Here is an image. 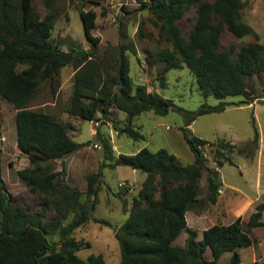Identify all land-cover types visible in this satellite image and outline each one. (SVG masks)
Here are the masks:
<instances>
[{
	"label": "trees",
	"instance_id": "16d2710c",
	"mask_svg": "<svg viewBox=\"0 0 264 264\" xmlns=\"http://www.w3.org/2000/svg\"><path fill=\"white\" fill-rule=\"evenodd\" d=\"M19 1V14L11 17L8 0H0V96L16 110L17 147L21 154L31 165L37 166L65 159L81 148L65 125L49 113L34 110L31 106L40 86L52 82L67 66L75 68L73 93L67 111L72 116L95 121L98 113L108 117L113 106L125 112L130 120L149 111L159 116H166L172 110L182 113L186 118L184 137L194 155L193 163L182 165L166 149L153 152L143 148L134 155H121L110 164L113 168H139L146 174L138 195L133 199L129 217L115 230L121 264H222L219 259L226 252L233 254L230 264H241L238 249L255 244L251 229L264 226V203L257 205L247 223L239 217L229 225L211 226L203 232L201 240H197V233L188 227L186 219L189 206L200 198V180L204 173L208 202L217 203L222 187L220 171L208 164L202 147H212L218 167L236 165L233 156L238 150L235 144L224 139L210 143L192 136L189 127L198 117L223 112L232 104H203L196 111H187L177 107L171 99L148 92L144 85H137L134 90L129 65L121 52H118L115 71L103 74L95 51L76 47L64 51L52 43L51 32L56 18L53 12L41 19L33 11L32 0ZM194 4L198 5V18L190 41L186 42L177 21ZM144 6L161 21L162 35L171 45V49L157 54L158 60L164 64V72L186 66L195 75L204 96L221 100L246 97L247 77L264 72V45L242 46L236 59L230 52L217 48L225 28L238 38L257 36L254 29L242 20L245 6L242 0H149ZM80 17L85 37L96 47L99 39L91 34L96 12L81 11ZM116 130L136 141L144 139L130 122L122 129L116 126ZM258 148L256 129L253 139L246 144L251 159ZM22 174L45 196L62 195L61 200H54L58 217L43 226L39 214L13 206L0 178V264H106L102 255L81 259L78 252L91 245L72 236L76 228L90 220L92 201L88 209L64 227L63 222L79 203V193L68 186L58 191L54 184L57 174L43 176L35 169H25ZM101 176V170L89 176L88 197L96 194L94 183ZM95 222L110 226L105 220L95 219ZM49 231L60 232L59 243L49 241ZM182 233L188 235L183 247L174 244ZM209 249L212 260L205 256ZM43 252L45 256H41Z\"/></svg>",
	"mask_w": 264,
	"mask_h": 264
},
{
	"label": "rangeland",
	"instance_id": "374dc122",
	"mask_svg": "<svg viewBox=\"0 0 264 264\" xmlns=\"http://www.w3.org/2000/svg\"><path fill=\"white\" fill-rule=\"evenodd\" d=\"M149 0H32L33 11L43 19L48 13L56 16L51 41L64 51L71 47L95 51L102 73H113L117 66L118 52L126 59L134 90L144 85L148 92L171 99L177 107L196 111L201 105L218 106L221 102L231 103L223 112L198 117L189 127L190 134L214 143L224 139L238 147L234 154L236 165L224 164L218 167L210 145L202 147L208 164L220 171L222 187L216 204L205 198L207 192L206 173L200 180V198L187 210L188 221L193 231L198 233L214 225H225L231 219L229 213L242 204V219L247 223L257 205L264 203V72L247 77L248 94L244 96L216 99L203 95L195 75L184 66L183 69L164 72V64L158 60L161 50L171 49L162 35V23L153 11L144 6ZM242 20L250 25L257 36L238 38L226 28L221 32L218 51H228L233 59L242 46L259 43L264 45V0H242ZM11 17L19 14V0H8ZM1 7V5H0ZM93 10L97 17L93 37L99 39L95 47L85 37L81 11ZM198 5L187 9L177 21L181 33L190 41V35L197 22ZM75 68L67 66L52 82L40 86L31 106L34 110L49 113L68 129L74 141L81 148L62 160H53L37 166L17 147L16 110L0 96V178L7 187L13 206H21L32 214H39L43 226L55 221L58 211L54 200H61L60 193L45 196L37 187L23 178L25 169H35L39 175L57 174L54 184L58 191L65 186L79 193L78 205L63 222L70 225L78 214H82L93 203L89 211L90 220L76 228L72 236L77 241L90 243V248L78 252L81 259L91 255H102L106 264H121L120 245L115 230L129 217L134 197L142 187L146 174L131 167L110 166L121 155H134L148 148L155 152L166 149L174 154L182 165L194 162V155L184 137L185 116L172 110L166 116L154 112H144L129 119V116L116 107L110 109L108 117L97 114L95 121H86L68 114L73 93ZM135 92V91H134ZM139 130L143 140H133L116 130L127 124ZM259 133V148L253 159L246 150L256 132ZM240 149H245L239 152ZM249 154V156H248ZM102 171V176L94 183L96 194L87 196L89 176ZM236 217V215H235ZM105 220L106 226L96 223ZM264 221V214L262 216ZM2 215L0 214V228ZM188 223V222H187ZM195 229V230H194ZM198 235V234H197ZM250 235L255 244L241 248L242 264H264V226L251 229ZM177 244L183 242V237ZM51 243H59L60 232H50ZM232 253L226 252L221 263L230 264L227 259Z\"/></svg>",
	"mask_w": 264,
	"mask_h": 264
},
{
	"label": "crops",
	"instance_id": "0c3cea01",
	"mask_svg": "<svg viewBox=\"0 0 264 264\" xmlns=\"http://www.w3.org/2000/svg\"><path fill=\"white\" fill-rule=\"evenodd\" d=\"M233 211H231L230 213H229V216H230V221L227 223V224H225V225H229V224H232L233 222H235V220L237 219V218H239V217H241L242 218V204H241V206H238V207H236V208H233L232 209ZM235 215H236V217H235ZM186 219H187V222H188V226H190V223H189V221H188V215H187V213H186ZM189 228H191V227H189ZM195 230V229H194ZM207 230V229H206ZM205 231V230H204ZM204 231H199L197 234H198V238H197V240H201L202 239V237H203V232ZM183 234H185V233H182L176 240H175V242H174V244H176V245H178V246H181V247H183L184 245H185V242H186V238H187V236H184L183 237V242L181 243V244H177V240L179 239V238H181L182 236H183ZM240 250L241 249H238V254L240 255ZM232 255L233 254H231V256L227 259V261H229L230 259H231V257H232ZM205 256H206V258L208 259V260H212L213 259V256H212V251L209 249V250H207V252H206V254H205ZM240 257H241V264H242V256L240 255ZM224 259V254L222 255V257L219 259V262L221 263V261ZM222 264H224V263H222Z\"/></svg>",
	"mask_w": 264,
	"mask_h": 264
},
{
	"label": "water",
	"instance_id": "95a60500",
	"mask_svg": "<svg viewBox=\"0 0 264 264\" xmlns=\"http://www.w3.org/2000/svg\"><path fill=\"white\" fill-rule=\"evenodd\" d=\"M139 169V168H138ZM46 255V253L45 252H43L42 254H41V256H45Z\"/></svg>",
	"mask_w": 264,
	"mask_h": 264
}]
</instances>
